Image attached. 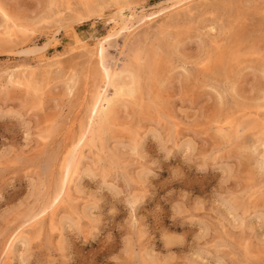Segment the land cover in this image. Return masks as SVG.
<instances>
[{"label":"rangeland","instance_id":"obj_1","mask_svg":"<svg viewBox=\"0 0 264 264\" xmlns=\"http://www.w3.org/2000/svg\"><path fill=\"white\" fill-rule=\"evenodd\" d=\"M8 263L264 264V0H0Z\"/></svg>","mask_w":264,"mask_h":264},{"label":"bare ground","instance_id":"obj_2","mask_svg":"<svg viewBox=\"0 0 264 264\" xmlns=\"http://www.w3.org/2000/svg\"><path fill=\"white\" fill-rule=\"evenodd\" d=\"M121 5H122V4H121ZM124 9H125V7H124ZM88 16H89V15H88ZM81 22H82V21H81ZM83 22H84V21H83ZM58 32H59V30H58ZM58 32H57V33H58ZM55 39H56V38H55ZM122 52H123V51H122ZM101 57H102V56H101ZM118 63H119V62H118ZM116 64H117V63H116ZM105 66H106V65H105ZM117 66H118V65H117ZM117 66H116V67H117ZM128 69H129V68H128ZM132 69H133V68H132ZM129 70H130V69H129ZM119 73H120V72H119ZM111 74H112V75H111L110 77H108V76L102 77V75H101V78H103V79H102V85H103L104 88H105V90H104L105 92H104V93H106V91H107V90L109 89V87L111 86V82H112V78H113V76H114V73H111ZM107 75H108V74H107ZM117 75H118V73H117ZM88 76H89V75H88ZM98 76H99V74H98ZM97 79H98V78H97ZM126 79H127V78H126ZM96 81H99V80H96ZM97 85H98V83H97ZM123 86H124V85H123ZM124 87H125V86H124ZM124 87H123V88H124ZM102 88H103V87H102ZM109 90H110V89H109ZM115 92H117V91H115ZM125 93H126V92H125ZM130 96H131V95H130ZM107 97H109V96H107ZM105 100H106V99H105V96H104L103 94H101V96L99 97L98 103L102 104ZM100 104H99V105H100ZM100 106H101V105H100ZM100 106H99V107H100ZM104 106H105V105H104ZM99 107L97 106L96 110H97ZM96 110H95V111H96ZM99 111H100V110H99ZM106 121H107V120H106ZM104 122H105V121H104ZM105 123H106V122H105ZM91 129H93V128H91ZM91 131H92V130H91ZM91 131H89V133H91L90 136H93L92 134H93L94 132L92 131V132H93V133H92ZM86 132H87V131H86ZM86 132H85V134H86ZM89 133H87L88 136H89ZM86 136H87V135H86ZM89 138H90V137H89ZM93 138H94V137H93ZM93 138H92V139H93ZM85 139H86V141H84V140H83V141H84V142L86 143V145H87L88 142H89V139H88V138H85ZM93 140H95V139H93ZM80 141H81V140H80ZM87 141H88V142H87ZM79 144H81V145L83 146L84 143H83V144H82V143H79ZM79 144H78V146H79ZM75 147H76V146H75ZM75 147H74V148H75ZM74 148H73V149H74ZM77 148H78V147H77ZM74 151H76V149H75ZM83 152H84V151H83ZM84 153H85V152H84ZM78 155H79V156H78ZM78 155H77L78 158H79V157H80V158H79V161H78L77 165H75V166H78V164H79V162H80V160H81V157H82L83 153H82V155H81V154H78ZM80 155H81V156H80ZM71 157H72V156H71ZM70 159H71V158H70ZM74 159H76V157H75ZM69 161H70V160H69ZM71 162H72V161H71ZM71 162H70V163H71ZM71 166H72V165H71ZM68 168H69V167H68ZM76 168H77V167H76ZM70 169H71V168H70ZM73 169H74V168H73ZM68 170H69V169H68ZM68 170H67V171H68ZM71 170H72V169H71ZM70 172H71V171H69V173H70ZM66 173L68 174V172H66ZM66 173H65V175H66ZM71 173H73V172H71ZM72 175H73V174H72ZM70 176H71V175H70ZM64 177H65V176H64ZM68 177H69V176H68ZM65 178H66V177H65ZM68 179H69V178H68ZM70 179H71V178H70ZM64 180H65V179H64ZM65 181H67V180H65ZM68 181H69V180H68ZM64 186L66 187V182L63 183V185H62V187H63L62 189H63V190H64V188H65ZM29 242H30V241H29ZM11 247H12V243H11V245H10V247H9V250H8V251H9L8 255L10 254V256H11ZM14 247H15V246H14ZM6 251H7V250H6ZM10 256H8V257H10ZM10 259L12 260V258H10ZM6 260H7V259H6ZM11 260H9V258H8L9 263H10ZM8 261H7V262H8ZM5 263H6V262H5ZM9 263H8V264H9Z\"/></svg>","mask_w":264,"mask_h":264}]
</instances>
